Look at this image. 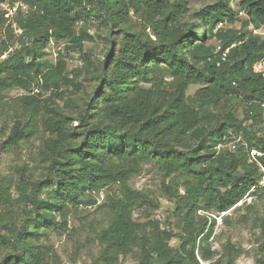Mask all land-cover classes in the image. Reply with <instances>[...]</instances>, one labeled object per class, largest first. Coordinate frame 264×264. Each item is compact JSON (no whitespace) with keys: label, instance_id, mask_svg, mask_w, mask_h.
<instances>
[{"label":"trees","instance_id":"16d2710c","mask_svg":"<svg viewBox=\"0 0 264 264\" xmlns=\"http://www.w3.org/2000/svg\"><path fill=\"white\" fill-rule=\"evenodd\" d=\"M232 2L218 0L188 16L184 0H30L19 25V47L0 42V104L9 90L24 93L17 100L15 124L1 129L0 137L6 148L42 129L48 137L42 138L40 154L49 166L47 177L31 189L21 172L14 197L0 184V251L6 252L0 264H59L43 239L48 230H68L66 210L84 200L108 218L97 235L100 264H118L130 255L138 264H200L196 250L205 257L204 243L212 234L198 240L205 213L220 215L246 196L252 202L233 211L250 212L264 201V173L250 157L251 149L264 152V77L253 70L264 61V37L237 30L214 33L221 22L234 24L241 11L247 16L242 27L264 26V0H239L237 12ZM134 17L142 20L140 29L132 27ZM84 18L116 36L98 65L86 60L92 89L74 117L36 90L59 87L65 63L52 67L48 47L55 38L65 41L67 51L81 49L84 34L74 27ZM7 21L0 10V26ZM222 37L217 52L209 41ZM227 49V61L221 62ZM194 85L201 87L189 96ZM239 105L245 106L243 119L234 115ZM238 135L243 139L236 142ZM229 143L235 149L217 150ZM258 161L264 168V156ZM148 162L171 180L161 191L175 205L180 234L149 215L145 222L134 218L137 209L155 206L151 196L130 186ZM181 175L184 194H179ZM104 190L98 205L93 195ZM254 227L264 236V216ZM174 238L182 241L178 249L170 246ZM258 251L264 256V243ZM234 252L229 247L226 264L233 263ZM255 264H264V258Z\"/></svg>","mask_w":264,"mask_h":264},{"label":"rangeland","instance_id":"374dc122","mask_svg":"<svg viewBox=\"0 0 264 264\" xmlns=\"http://www.w3.org/2000/svg\"><path fill=\"white\" fill-rule=\"evenodd\" d=\"M184 1L188 5V16H190L216 4L218 0ZM29 2L30 0H4L0 3V10L6 13L5 18L8 20L5 25L0 26V42L13 48L19 47L18 38L22 34L19 25L20 21L28 15L27 12L30 11ZM238 4L239 0H233L232 5L236 12L238 11ZM246 19V14L242 16L238 14L234 24H218L214 33L217 29H222L228 35L229 31L237 30L245 35L251 32L264 37V26L262 25L259 26V29H254L253 26L242 27L241 21ZM133 22V28L140 29L142 27L140 18L134 17ZM8 25H11V29L8 28ZM74 29L78 34H84L81 49L76 48L74 51H67L64 47L65 41L55 38L52 39L48 47L46 58L49 59L52 67L60 60L65 63V70L59 87L49 86L50 88H43L42 90L38 88L36 92L41 91L44 98L51 99V102L62 113L77 117L79 110L84 107L87 92L92 89L91 82L86 77V60H89L92 65H98L110 47L111 39L116 35L109 31L106 26L88 18L79 20ZM223 43L224 37L221 39L213 38L209 41V44L217 52L222 49ZM78 86L80 87L79 90ZM200 87L198 85L191 86L188 89V95L193 96ZM56 92L57 96L55 95ZM22 95L24 93L20 90H9L4 93V104H0V130L4 129L5 126H8L9 129L15 124L14 116L19 113L17 112L19 107L16 104L18 97ZM244 108V105L235 107L234 115L243 119ZM73 125H78V123L75 122ZM45 137H48V133L40 129V133L34 134L29 140H23L18 145H8L6 148L2 146L4 139L0 137V184L8 187L13 197L16 196L15 189L20 181L21 172L25 173L26 180L29 181V189H31L33 182L47 177L49 163L40 154L42 138ZM196 143L198 142L195 141L192 144ZM117 144L120 147L122 140L119 139ZM226 148L233 149V144L229 143L217 148V150ZM22 169L24 170L22 171ZM261 172L264 173V170L261 169ZM185 180V175L178 177V181L181 183L179 194L185 192L181 186ZM170 181L169 178L164 179V175L156 163L148 162L142 166L140 174L131 179L130 186L151 196L155 206H144L142 209H137L134 212V218L140 222H145L144 215H149L150 219L158 221L163 229L180 234L182 224L181 220L174 214L175 205L165 199L161 191L163 183L168 184ZM262 182H264V178ZM105 193L106 190L93 195L98 205L104 200ZM85 201L82 205H69L66 210L68 230H48L46 238L43 239V243L54 248L59 258V264H100L98 258L102 246L97 235L107 225L108 218L103 212L97 210V206H88L86 205L88 202ZM246 201L247 203L252 202L251 198L244 200V202ZM256 205L257 207L250 212L243 209L232 211L230 214L222 216L221 222L215 217L219 218L222 214L218 215L215 212L204 214L207 223L203 230L204 233L200 234L198 240L208 232H212V234L204 243V247L207 246L205 257H202L201 251L196 250V257L200 264H226L229 258V247H234L238 252L232 254L234 258L232 264H255L258 258H264L263 254L258 251L259 245L264 243V236H260V230L254 227L257 219L264 216V201H258ZM21 208L19 207V212ZM246 214L248 216L244 218ZM199 215H203V213L199 212ZM258 240L261 241L258 242ZM181 243L179 238H174L170 242V246L173 249H178ZM5 253V251H0V262ZM118 264H138V261L134 255H130Z\"/></svg>","mask_w":264,"mask_h":264},{"label":"built area","instance_id":"2783aa9c","mask_svg":"<svg viewBox=\"0 0 264 264\" xmlns=\"http://www.w3.org/2000/svg\"><path fill=\"white\" fill-rule=\"evenodd\" d=\"M7 10H8V8H7ZM27 13H29V11ZM239 15L240 16L245 15V12L241 11V12H239ZM219 24H223V23L221 22ZM218 52H220V51H218ZM228 53H229V49H227L223 53H221V62H226L227 61ZM253 70H254L255 73H259V74H261L264 77V61H260V62L255 63L253 65ZM263 108H264V105H263ZM263 117H264V110H263ZM237 137L238 138L236 139V142L242 141V139H243L242 135H238ZM235 147H236V144L234 143L233 144V149H235ZM261 156H264V152H261V151H259L257 149H251L250 150L251 160L256 162L261 167V169L264 170V168H262L261 164L258 161L259 157H261ZM261 184H264V182H261ZM249 198H251V197H247L246 196L244 200L249 199ZM244 200L238 202L233 208L229 209L227 212L222 213V215L219 216V218L215 217V219H219V221L221 222L222 216L230 214L234 209L242 207L243 204L245 203ZM251 200H252V198H251ZM246 203H247V201H246Z\"/></svg>","mask_w":264,"mask_h":264}]
</instances>
